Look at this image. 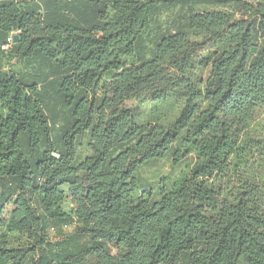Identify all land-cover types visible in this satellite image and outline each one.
<instances>
[{
	"label": "trees",
	"instance_id": "16d2710c",
	"mask_svg": "<svg viewBox=\"0 0 264 264\" xmlns=\"http://www.w3.org/2000/svg\"><path fill=\"white\" fill-rule=\"evenodd\" d=\"M68 1L70 10L54 1L46 11L50 1L40 8L0 0V56L54 62L70 109L58 149L38 85L4 73L0 61V264L31 257L30 264H264V192L244 185L226 200L217 186L264 107V0H162L181 16L146 60L137 58V42L155 0ZM233 1V12L195 8ZM13 32L19 42L2 51ZM198 45L214 51L204 92L185 77ZM182 84L186 106L177 126L138 124L128 103L147 95L164 101ZM181 134L198 163L151 203L140 195L137 171L163 159ZM86 136L90 154L79 159L76 143ZM189 150H175L174 164ZM12 233L26 243L12 247Z\"/></svg>",
	"mask_w": 264,
	"mask_h": 264
},
{
	"label": "rangeland",
	"instance_id": "374dc122",
	"mask_svg": "<svg viewBox=\"0 0 264 264\" xmlns=\"http://www.w3.org/2000/svg\"><path fill=\"white\" fill-rule=\"evenodd\" d=\"M69 2L67 1L61 4V6L67 7L65 8L66 11L71 8V5H68ZM29 3L35 6L38 5L33 0H30ZM54 3L53 0L47 3L45 5L46 11H49ZM155 3L157 4L151 15V24L143 31L137 42V58L141 60L151 58L160 39L176 30L175 24L177 23L178 8L173 9L168 5H164L162 4V0H155ZM111 7L112 4L110 3L108 6L110 13ZM82 11L83 9L80 10V12ZM41 12L42 14L44 13L43 11ZM85 14L91 15L92 12L88 10ZM64 15L65 17L67 15L70 16L69 22L72 21V14L65 13ZM191 39L195 44L201 43V38L194 34H191ZM213 57L214 51L202 45L199 47L198 45L193 61L194 68L185 76L191 84L203 92L206 89V82L210 77L209 68L206 67V63L211 62ZM0 61L4 73L15 72L26 82L30 84L36 83L38 85V88L41 90L43 106L53 120L52 134L54 142L57 144L58 149H61L65 137V126L70 119V109L64 103L62 93L58 91L59 87L56 74H58L60 67L57 68L54 62H47L40 58L18 64L17 60L11 54H2ZM171 75L175 76L176 72L172 71ZM110 76H106L105 81L109 80ZM186 91V84H182L172 89L168 98L164 101L153 102L151 97L147 95L141 100L131 101L128 103V107L133 111L138 124L144 127V129L148 130L155 125H162L169 129L177 126L185 109ZM182 136L181 134L179 143L174 145L163 159L150 160V162L146 163L137 171L136 175L139 178L142 189L140 195L149 199L151 203L158 201L163 191H169L174 188L181 179V176L184 173H189L190 169L194 168L198 163L195 152L184 147ZM27 140V135H23V144H26ZM87 144V136L77 140L76 146L79 159L90 154L87 150ZM241 146L242 151L240 156L232 160V166L228 175L217 185L222 189L223 198L226 200H232L238 196L242 192L244 185L256 186L264 192V107L257 110L254 123L241 138ZM178 149H182V151L188 149L189 153L186 154L179 165H175L173 162V153ZM65 209L69 210L70 206L66 204ZM9 212L10 209L6 210L3 216L8 218ZM74 229V227H66L65 232L72 234ZM49 237L52 241L57 239L56 234L53 232L49 234ZM8 239L12 247L23 246L26 243V238L19 233L10 234ZM31 259L28 264L31 263ZM242 264L246 263L243 262Z\"/></svg>",
	"mask_w": 264,
	"mask_h": 264
},
{
	"label": "crops",
	"instance_id": "0c3cea01",
	"mask_svg": "<svg viewBox=\"0 0 264 264\" xmlns=\"http://www.w3.org/2000/svg\"><path fill=\"white\" fill-rule=\"evenodd\" d=\"M242 1H248L249 0H242ZM251 2V1H250ZM173 9H176V7H171ZM197 11H211V10H225V11H229V12H233L235 9V5H234V1L230 2L228 4H217V5H209V4H199L196 7ZM178 14H177V21L179 19V17L181 16L180 13V8L178 7ZM240 14L239 12H236V16L238 17ZM179 22H177L175 25L177 26Z\"/></svg>",
	"mask_w": 264,
	"mask_h": 264
},
{
	"label": "built area",
	"instance_id": "2783aa9c",
	"mask_svg": "<svg viewBox=\"0 0 264 264\" xmlns=\"http://www.w3.org/2000/svg\"><path fill=\"white\" fill-rule=\"evenodd\" d=\"M35 3H37L39 6L43 7L45 3L52 0H33ZM55 2H64L68 0H53ZM18 35V32L11 33L5 40V42L1 45L2 51L8 52L12 50L15 43V36Z\"/></svg>",
	"mask_w": 264,
	"mask_h": 264
},
{
	"label": "water",
	"instance_id": "95a60500",
	"mask_svg": "<svg viewBox=\"0 0 264 264\" xmlns=\"http://www.w3.org/2000/svg\"><path fill=\"white\" fill-rule=\"evenodd\" d=\"M18 42H19V36L16 35V36H15V43H18ZM252 52L255 54V53L257 52V48L254 47V48L252 49ZM53 156H54V157H59L58 154H53ZM144 190H145V189H144Z\"/></svg>",
	"mask_w": 264,
	"mask_h": 264
}]
</instances>
